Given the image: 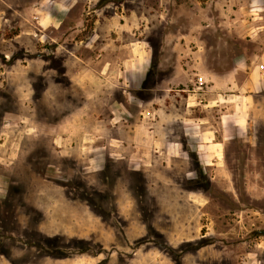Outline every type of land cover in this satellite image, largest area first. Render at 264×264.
I'll use <instances>...</instances> for the list:
<instances>
[{
    "label": "rangeland",
    "instance_id": "rangeland-1",
    "mask_svg": "<svg viewBox=\"0 0 264 264\" xmlns=\"http://www.w3.org/2000/svg\"><path fill=\"white\" fill-rule=\"evenodd\" d=\"M25 1L0 0V264H264V88L237 122L168 82L176 45L221 71L262 53L264 0H77L63 30ZM98 16L100 58L135 41L139 67L99 73L75 42Z\"/></svg>",
    "mask_w": 264,
    "mask_h": 264
},
{
    "label": "crops",
    "instance_id": "crops-1",
    "mask_svg": "<svg viewBox=\"0 0 264 264\" xmlns=\"http://www.w3.org/2000/svg\"><path fill=\"white\" fill-rule=\"evenodd\" d=\"M25 2V11L28 14L27 19L37 28L53 27L60 30L66 28L69 22L72 21L71 19L74 17L72 13L78 4L77 0H26ZM251 4L253 6H251L250 11L257 13L258 10H256L255 3ZM258 14H260V18L264 17L260 12ZM80 20L78 19V23L77 21L74 22L71 31L66 33V35H76L78 31H82ZM99 24H101V19L98 16V18L94 19V25L89 35H87V39L75 38L77 44L85 42L94 51V62H100L103 59L100 57L108 51L109 43L107 38H110L111 35L109 30L102 29ZM260 30H264V22L262 21L255 23L252 32L255 31V34H257ZM183 36L188 39L191 37L193 38L192 40L194 38L197 39L193 32ZM58 44L63 46L61 42H58ZM174 48L179 50L178 61L168 77V82L186 85L181 90L188 92L186 97L187 106H194V104L206 107L220 105V111L224 113L221 117L227 113H232L238 118L237 122H241V113L244 111L245 106L249 107L253 95L251 93L254 90L264 88V50L260 54L254 53L253 57L241 58L229 69L221 71L208 65V49L202 40L193 46L183 45L178 47L176 45ZM120 51L128 54L123 60H115V58L103 59L104 62L99 73L108 72L109 68L116 70L117 64L122 65V70L124 64H127L128 68L134 64L139 67L141 60H145L147 52L145 48H142L135 41H130L129 44L121 43ZM189 84H192L193 87H190ZM157 112V110L153 113L150 110H146L143 113L145 114L144 116H149L150 114L160 115V111L159 113ZM200 132L203 134L209 133V127L204 126L200 129ZM210 143H213V140L212 142H206L205 145L210 146Z\"/></svg>",
    "mask_w": 264,
    "mask_h": 264
}]
</instances>
